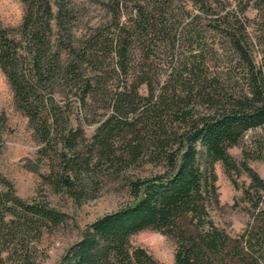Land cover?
I'll list each match as a JSON object with an SVG mask.
<instances>
[{"label":"trees","instance_id":"1","mask_svg":"<svg viewBox=\"0 0 264 264\" xmlns=\"http://www.w3.org/2000/svg\"><path fill=\"white\" fill-rule=\"evenodd\" d=\"M21 1V23L0 26V68L48 165L31 168L78 203L109 176L130 193L57 264H165L132 242L144 230L175 239V264H264V175L251 164L264 162V133L248 137L264 130V0H193L195 10L183 0H111L112 20L84 35L67 1ZM208 35L222 42L224 68L211 70ZM83 121L95 124L90 138ZM218 162L242 189L249 217L239 233L213 215ZM243 173L250 181L240 185ZM0 182V264H33V240L67 214Z\"/></svg>","mask_w":264,"mask_h":264},{"label":"rangeland","instance_id":"2","mask_svg":"<svg viewBox=\"0 0 264 264\" xmlns=\"http://www.w3.org/2000/svg\"><path fill=\"white\" fill-rule=\"evenodd\" d=\"M74 6V31L77 35H84L90 27L107 23L112 20L107 3L111 0H65ZM189 9L195 10L193 0H183ZM248 15L255 18L257 10L250 8ZM24 4L21 0H0V26H18L23 18ZM125 19V17H123ZM209 58L211 70L224 68L225 52L222 42L215 35H208ZM216 39V40H215ZM216 49V50H215ZM183 54L188 48H183ZM78 103L71 102L74 115L78 114ZM86 138H90L95 124L83 121ZM263 129L250 131L248 137L263 134ZM39 143L34 136L29 118L16 107L14 92L6 74L0 68V174L9 179L16 193L26 199H45L59 211L65 212L67 218L61 224L44 229L40 237L31 244L33 264H57L66 249L80 236L85 226L97 217L117 209L130 200V193L125 183L117 176H109L102 186L83 203L76 202L73 197L64 192L51 188L34 170L37 166L40 172H46L48 165L37 161L36 152ZM236 158H241V146L231 148ZM252 166L264 175V162L252 160ZM152 169L133 168L135 173H142ZM141 171V172H140ZM218 174L217 184L220 193V206L213 209V215L219 225L226 227L233 233H239L246 225L248 214L245 203L241 201L242 189L237 187L232 177L226 172L222 162L216 164ZM240 185L249 183L246 173L236 177ZM0 182V189H3ZM237 202L241 204L236 206ZM135 245L146 247L157 259L165 264H175V239L159 230H144L132 237Z\"/></svg>","mask_w":264,"mask_h":264}]
</instances>
